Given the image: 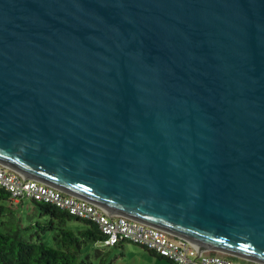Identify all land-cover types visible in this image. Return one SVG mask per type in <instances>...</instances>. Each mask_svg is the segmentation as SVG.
Instances as JSON below:
<instances>
[{"label":"water","instance_id":"95a60500","mask_svg":"<svg viewBox=\"0 0 264 264\" xmlns=\"http://www.w3.org/2000/svg\"><path fill=\"white\" fill-rule=\"evenodd\" d=\"M0 161L264 264V0H0Z\"/></svg>","mask_w":264,"mask_h":264},{"label":"built area","instance_id":"2783aa9c","mask_svg":"<svg viewBox=\"0 0 264 264\" xmlns=\"http://www.w3.org/2000/svg\"><path fill=\"white\" fill-rule=\"evenodd\" d=\"M0 187L11 193L14 202L27 199L51 201L70 213L96 221L106 234L104 244L115 246L123 240L155 250L173 264H263L214 248L199 253L195 240L160 226L121 213L106 211L104 206L62 190L50 183L26 177L0 161Z\"/></svg>","mask_w":264,"mask_h":264},{"label":"trees","instance_id":"16d2710c","mask_svg":"<svg viewBox=\"0 0 264 264\" xmlns=\"http://www.w3.org/2000/svg\"><path fill=\"white\" fill-rule=\"evenodd\" d=\"M20 202L23 204L25 200ZM30 202L31 209H21V213L26 209L29 212V224L23 228L29 231L27 234L21 233L19 228L6 232L0 230V264H93L90 258L82 253L84 246L96 242L104 243L106 239V234L96 221L78 217L51 201L31 199ZM14 203L10 191L0 187V216L8 213L13 216ZM71 221L83 225L68 227ZM47 233L53 235L56 246L44 242V235ZM126 242L131 241L123 240L115 246L121 247ZM142 247L173 264L165 255ZM121 255L124 253L121 252Z\"/></svg>","mask_w":264,"mask_h":264},{"label":"rangeland","instance_id":"374dc122","mask_svg":"<svg viewBox=\"0 0 264 264\" xmlns=\"http://www.w3.org/2000/svg\"><path fill=\"white\" fill-rule=\"evenodd\" d=\"M13 206V210L15 211L13 216L11 213L0 216V230L6 232L9 229L19 228L21 233L27 234L29 231L23 228L29 224V212L26 209L21 213V209L25 207L32 208L30 199L25 200L23 204L15 202ZM77 225L83 224L76 221L68 223V227L71 228H75ZM44 242L48 245H57L51 233L44 235ZM121 252L124 253L123 256H121ZM82 255L89 257L93 264H165L163 261H158L152 257L148 251L133 242H126L121 247L107 246L103 242L90 243L84 246Z\"/></svg>","mask_w":264,"mask_h":264},{"label":"crops","instance_id":"0c3cea01","mask_svg":"<svg viewBox=\"0 0 264 264\" xmlns=\"http://www.w3.org/2000/svg\"><path fill=\"white\" fill-rule=\"evenodd\" d=\"M142 247V246H141ZM143 248V247H142ZM144 250H146L145 248H143ZM146 251H148V250H146ZM148 253L152 256V257H154L155 259H157L158 261H163L165 264H172L170 261H168V260H166V259H161V258H159V257H157V256H155V255H153V254H151L149 251H148ZM121 256H123V255H121Z\"/></svg>","mask_w":264,"mask_h":264}]
</instances>
